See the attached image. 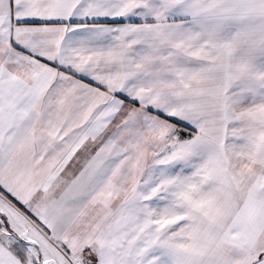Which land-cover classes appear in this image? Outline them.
Wrapping results in <instances>:
<instances>
[{
    "label": "snow or ice",
    "instance_id": "snow-or-ice-1",
    "mask_svg": "<svg viewBox=\"0 0 264 264\" xmlns=\"http://www.w3.org/2000/svg\"><path fill=\"white\" fill-rule=\"evenodd\" d=\"M0 264H264V0H0Z\"/></svg>",
    "mask_w": 264,
    "mask_h": 264
}]
</instances>
